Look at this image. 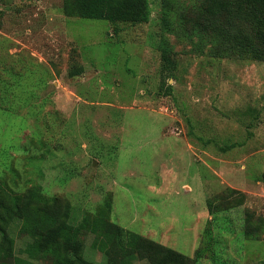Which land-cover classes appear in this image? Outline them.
Instances as JSON below:
<instances>
[{
    "label": "rangeland",
    "instance_id": "rangeland-1",
    "mask_svg": "<svg viewBox=\"0 0 264 264\" xmlns=\"http://www.w3.org/2000/svg\"><path fill=\"white\" fill-rule=\"evenodd\" d=\"M200 3L149 0L134 23L0 0V185L199 264H264V56L195 29ZM20 225L8 235L28 258ZM84 242L106 264L104 241L88 230Z\"/></svg>",
    "mask_w": 264,
    "mask_h": 264
},
{
    "label": "trees",
    "instance_id": "trees-1",
    "mask_svg": "<svg viewBox=\"0 0 264 264\" xmlns=\"http://www.w3.org/2000/svg\"><path fill=\"white\" fill-rule=\"evenodd\" d=\"M65 1L68 12L84 18L140 23L150 17L149 0ZM170 2L164 0L165 8L170 7ZM193 15L188 21L195 29L204 30L208 36L220 35L229 46L264 56V0H201ZM164 25L171 26L167 17ZM83 72V67H79L70 74ZM0 200V234L5 245L0 249V264H93L84 256V235L88 230L106 244V264H130L138 255L150 264H199L198 259L128 231L109 219L98 217L92 223L84 218L73 224L69 222V208L61 210L57 201L44 196L39 188L17 194L0 185ZM14 218L21 221L19 233L31 239L25 249L29 259L15 256L14 240L8 235L10 220ZM247 221L246 228L250 230L251 219ZM197 256H201L199 252Z\"/></svg>",
    "mask_w": 264,
    "mask_h": 264
}]
</instances>
